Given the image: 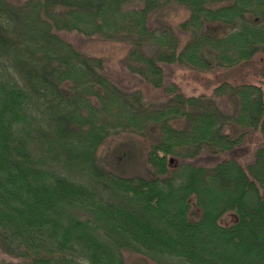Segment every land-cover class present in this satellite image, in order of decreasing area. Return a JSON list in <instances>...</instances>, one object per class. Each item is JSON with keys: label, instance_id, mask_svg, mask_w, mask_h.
<instances>
[{"label": "trees", "instance_id": "obj_1", "mask_svg": "<svg viewBox=\"0 0 264 264\" xmlns=\"http://www.w3.org/2000/svg\"><path fill=\"white\" fill-rule=\"evenodd\" d=\"M171 5L188 18L154 27ZM66 33L128 44L129 72L169 103L147 106ZM254 62L264 79V0H0L2 246L23 264H126L124 251L156 264H264V144L246 166L226 157L264 134L262 86L217 84L214 97L238 99L230 116L165 72ZM150 130L151 175L100 167L110 137Z\"/></svg>", "mask_w": 264, "mask_h": 264}, {"label": "rangeland", "instance_id": "obj_2", "mask_svg": "<svg viewBox=\"0 0 264 264\" xmlns=\"http://www.w3.org/2000/svg\"><path fill=\"white\" fill-rule=\"evenodd\" d=\"M188 16L187 9L171 5L154 14L152 25L156 28H161L165 24L178 25ZM64 38L82 51L102 57L108 76L123 89L141 91L147 106L162 107L169 103L170 97L163 89H155L138 75L129 72L124 60L129 50L128 44L108 41L103 38H87L75 33H66ZM146 53L150 52L146 51ZM258 68L259 64L254 62L252 66L244 67L239 72H236V69L201 72L189 67L173 65L165 67V72L167 83L175 82L188 96L204 95L220 110L227 112L230 116H236L240 109L238 99L234 96L223 101L221 98L214 97L213 90L217 84L224 80L234 83L243 81L257 83L264 90V79L258 75ZM149 136L150 139H145L136 133L120 132L110 137L98 150L97 158L100 167L127 177L151 175L147 154L151 144L158 139V134L155 130H150ZM261 144H264V134L259 131L250 133L244 137L243 144L232 149L226 157H234L246 166L251 162L255 148ZM221 157H225V155H221ZM234 219L233 214H227L222 218L221 223L229 225L234 222ZM123 255L126 264H156L154 260L137 252L124 251ZM0 264H23V260L10 254L0 242Z\"/></svg>", "mask_w": 264, "mask_h": 264}]
</instances>
